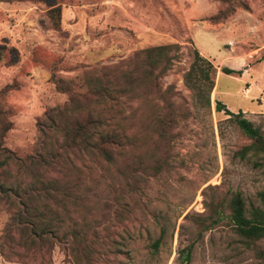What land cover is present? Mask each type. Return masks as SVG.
<instances>
[{
	"label": "rangeland",
	"instance_id": "rangeland-1",
	"mask_svg": "<svg viewBox=\"0 0 264 264\" xmlns=\"http://www.w3.org/2000/svg\"><path fill=\"white\" fill-rule=\"evenodd\" d=\"M53 6L61 9L59 30L52 28L47 16ZM217 14L219 19L209 20ZM162 45L178 46L174 51L178 59L160 79L162 90L172 86L176 93L169 99L173 122L167 138L157 141L156 119L167 112L158 97L135 101L131 121L135 152L142 155L156 150L158 144L156 155L166 162L162 170L153 173L146 167L128 176L120 172L122 161L108 164L87 154H64L58 148L61 135L52 132L47 135L46 150L59 152L58 163L39 166L37 178L10 166L0 169V180L21 191L32 183H69L79 203H69L65 209L50 205L61 212L62 232L70 235L75 230L77 241L93 248L95 264L259 263L264 240L244 245L230 220L229 201L238 193L247 210L264 209V159L250 153L239 156L250 141L233 119L215 111L214 89L210 109L196 106L183 75L199 49L213 61L216 75L217 68L225 65L236 68L234 77L244 74V82L220 77L218 97L233 111H243H238L242 118L264 135V0L2 3L0 91L8 92L0 107L9 110L12 122L4 146L20 158L33 153L41 137L37 121L46 110L61 107L68 99L55 88L54 78L72 81L82 94L84 72L96 70L101 76L106 68L131 71L139 51ZM254 81L259 94L253 90L244 96L242 89ZM11 214L10 205L0 201V241ZM16 233L12 245L0 248V264H73L62 247H54L49 255L34 253ZM159 237L160 247L153 253L151 244ZM187 246L192 250L184 263L181 251Z\"/></svg>",
	"mask_w": 264,
	"mask_h": 264
},
{
	"label": "trees",
	"instance_id": "trees-1",
	"mask_svg": "<svg viewBox=\"0 0 264 264\" xmlns=\"http://www.w3.org/2000/svg\"><path fill=\"white\" fill-rule=\"evenodd\" d=\"M15 1L22 0H0V3ZM30 1L43 3L45 0ZM60 15V6L50 7L47 11L54 30L60 29ZM217 19L219 14L209 20ZM177 48L176 45H162L143 49L136 54L137 64L131 71L119 67L112 71L106 68L101 76L96 75V70L86 71L83 74L85 92L82 94L76 91L72 81L54 78L55 88L67 94L68 99L61 107L46 110L37 121V130L41 137L38 138L33 153L25 158L18 157L4 146V139L12 129V122L9 120V110L0 107V169L16 166L18 170L39 177L36 173L39 166L52 167L61 157L58 151L46 150L47 135L53 132L61 135L62 141L58 148L64 154H87L108 164L121 163L124 167L120 172L128 176H134L136 170L146 167L152 169L153 173H158L166 163L160 158L161 155H156L160 146L156 144V150L137 154L135 124L131 125V121L135 119V101H152L158 97L167 112L156 119L155 125L159 128L157 141L167 138V129L173 122L169 99L176 93L172 86L162 90L160 79L178 59L174 52ZM222 72L228 75L234 73L226 68ZM215 75L213 64L194 50L193 61L183 75V83L192 92L196 106L211 108L210 96L215 87ZM7 92V89L0 91V100ZM215 111L226 113L250 141L239 151L241 158L250 153L264 159V135L259 128L242 118L241 112L234 114L225 110V106L218 99L215 100ZM32 184L28 190L21 191L18 187L9 186L0 180V201L10 205L12 209L1 236V250L14 243V234L17 232L22 244L34 253L44 251L49 255L54 247H62L63 251L69 252L73 264H95L93 248L77 241L79 234L75 230L70 235L62 232L63 222L59 217L61 212L50 205L52 202L61 209H65L69 203L77 205L80 198L73 196V187L67 182L57 180ZM229 209L232 225L236 234L243 239L244 245L249 247L264 240V209L251 207L247 210L244 199L238 193L230 199ZM160 239L161 237L151 244L153 253L158 251ZM111 246L114 249L118 247L117 244ZM191 250L192 246H187L181 251L182 262H189ZM114 254L121 252L114 250ZM256 264H264V256Z\"/></svg>",
	"mask_w": 264,
	"mask_h": 264
},
{
	"label": "crops",
	"instance_id": "crops-1",
	"mask_svg": "<svg viewBox=\"0 0 264 264\" xmlns=\"http://www.w3.org/2000/svg\"><path fill=\"white\" fill-rule=\"evenodd\" d=\"M2 3H0V5H1ZM200 50V53L204 56V57H206V55L204 54V52L201 50V49H199ZM208 58V57H207ZM208 59H210V58H208ZM211 60V59H210ZM212 61V60H211ZM212 63H213V61H212ZM223 67H225L226 69H229V70H232L234 73H231V74H225V73H223L222 72V69L223 68H217V75H216V80H215V87H214V95H215V98H217L224 106H226V108L229 110V111H232V112H238V111H241V110H237V111H233L232 110V108H230V106L227 104V102L226 101H223V100H220L219 99V93H218V89H217V80L220 78V77H223V76H227L228 78H233L234 80H236V81H238L239 83H243L244 81H243V76H244V74H242V77H234V74H236V75H238L237 74V69L236 68H232L231 66H223ZM255 91L256 92V94H259V90H260V88H259V84H257L255 81L253 82V83H251V85H250V87L247 89V90H245L244 92H243V89H242V93H243V95L244 96H246V97H249V94L252 92V91ZM241 112H243V111H241Z\"/></svg>",
	"mask_w": 264,
	"mask_h": 264
}]
</instances>
